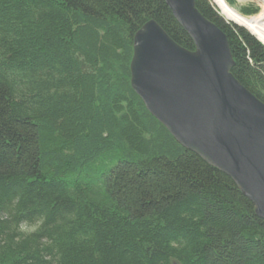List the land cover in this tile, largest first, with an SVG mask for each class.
I'll return each instance as SVG.
<instances>
[{
  "label": "trees",
  "instance_id": "trees-1",
  "mask_svg": "<svg viewBox=\"0 0 264 264\" xmlns=\"http://www.w3.org/2000/svg\"><path fill=\"white\" fill-rule=\"evenodd\" d=\"M195 3L264 104V45ZM150 20L194 49L163 0H0V264H264L253 204L130 86Z\"/></svg>",
  "mask_w": 264,
  "mask_h": 264
},
{
  "label": "water",
  "instance_id": "water-1",
  "mask_svg": "<svg viewBox=\"0 0 264 264\" xmlns=\"http://www.w3.org/2000/svg\"><path fill=\"white\" fill-rule=\"evenodd\" d=\"M163 1L194 49L146 22L133 35L130 86L172 137L227 175L264 220V104L232 75L227 37L195 0Z\"/></svg>",
  "mask_w": 264,
  "mask_h": 264
},
{
  "label": "bare ground",
  "instance_id": "bare-ground-1",
  "mask_svg": "<svg viewBox=\"0 0 264 264\" xmlns=\"http://www.w3.org/2000/svg\"><path fill=\"white\" fill-rule=\"evenodd\" d=\"M261 8L257 15L243 16L231 7L225 0H211L212 4L219 10L222 16L244 28H246L256 39L264 45V0H252Z\"/></svg>",
  "mask_w": 264,
  "mask_h": 264
},
{
  "label": "rangeland",
  "instance_id": "rangeland-1",
  "mask_svg": "<svg viewBox=\"0 0 264 264\" xmlns=\"http://www.w3.org/2000/svg\"><path fill=\"white\" fill-rule=\"evenodd\" d=\"M209 1L211 2V0H209ZM234 1H235V4L231 5V7L236 9L238 12H239V7L242 6V5H245V4H255V5H257L259 7L258 3L255 2V1H252V0H234ZM211 4H212V2H211ZM260 11H261V8L259 7V11L255 15L260 13ZM26 229L27 230H31L32 228L31 227H27Z\"/></svg>",
  "mask_w": 264,
  "mask_h": 264
},
{
  "label": "flooded vegetation",
  "instance_id": "flooded-vegetation-1",
  "mask_svg": "<svg viewBox=\"0 0 264 264\" xmlns=\"http://www.w3.org/2000/svg\"><path fill=\"white\" fill-rule=\"evenodd\" d=\"M244 28V27H243ZM246 29V28H245ZM247 30V29H246ZM248 31V30H247ZM249 32V31H248ZM250 33V32H249ZM251 34V33H250ZM253 36L256 38V36L253 34Z\"/></svg>",
  "mask_w": 264,
  "mask_h": 264
}]
</instances>
